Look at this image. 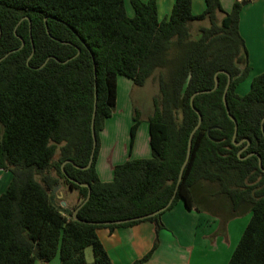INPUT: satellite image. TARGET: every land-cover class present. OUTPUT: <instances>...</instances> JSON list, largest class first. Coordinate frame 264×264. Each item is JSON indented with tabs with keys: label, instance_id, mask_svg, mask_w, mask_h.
Returning a JSON list of instances; mask_svg holds the SVG:
<instances>
[{
	"label": "trees",
	"instance_id": "obj_1",
	"mask_svg": "<svg viewBox=\"0 0 264 264\" xmlns=\"http://www.w3.org/2000/svg\"><path fill=\"white\" fill-rule=\"evenodd\" d=\"M130 5L131 17L124 0H0V171L11 175L0 193V264L55 257L59 264H112L97 230L143 221L154 223L155 239L134 264L147 262L163 212L106 223L150 215L174 193L165 211L181 201L216 215L222 229L230 217L250 213L227 264H264V72L247 93L236 92L250 71L241 2L225 12L220 0H204L203 12L193 15L191 0H175L161 21L155 0ZM203 20L208 27L193 38L190 24ZM118 77L138 87L149 79L157 84L147 118L151 156L114 166L104 183L95 170L99 133L115 110ZM228 77L234 140L223 103ZM95 94L96 147L86 168ZM138 126L134 112L130 148ZM61 188L77 202L62 207Z\"/></svg>",
	"mask_w": 264,
	"mask_h": 264
},
{
	"label": "crops",
	"instance_id": "obj_2",
	"mask_svg": "<svg viewBox=\"0 0 264 264\" xmlns=\"http://www.w3.org/2000/svg\"><path fill=\"white\" fill-rule=\"evenodd\" d=\"M155 1L157 18L167 19L175 0ZM236 1L245 2L240 11L239 32L241 37H244L248 54H255L260 44L257 33L263 29L264 0H220V3L223 10L228 12ZM195 3L198 9L204 10V0H191V13ZM124 5L130 6L127 14L131 17L133 11L130 0H124ZM250 55L248 59L251 63ZM120 81L117 79L116 109L112 116L105 120L104 127L99 133L95 170L100 181L104 183L112 180L114 166L129 159H147L151 156L149 144L146 145L148 134L142 136L145 125L138 126L130 148L129 130L132 125V111L128 104L118 105ZM121 83L130 86L128 82L121 81ZM242 84L236 89L238 94ZM59 193L65 206L77 202L71 192L61 188ZM199 208L203 209L201 206ZM247 218L246 216V223H238V218H233L222 229L220 220L210 212L206 210L198 212L193 208H186L181 201H178L160 216L163 228L158 231L157 249L147 262L141 264H227L248 222ZM155 230L154 223L143 221L131 227L115 228L113 231L101 228L96 234L112 264H134L151 249ZM54 264H59V259Z\"/></svg>",
	"mask_w": 264,
	"mask_h": 264
},
{
	"label": "rangeland",
	"instance_id": "obj_3",
	"mask_svg": "<svg viewBox=\"0 0 264 264\" xmlns=\"http://www.w3.org/2000/svg\"><path fill=\"white\" fill-rule=\"evenodd\" d=\"M243 2L244 1L241 2V5H242ZM228 6H230V5H228ZM125 7H126V11L128 13L130 6L129 5H125ZM202 11H203V9L202 8L198 9V5H197V3H195L194 7H193V13L192 14L193 15H199V14L202 13ZM163 19H159V21H161ZM248 20H250V18ZM262 25H263V29L259 30L258 33H257V39L259 40L260 44L258 45V49L256 50V53L255 54L251 53V55L248 54V50H247V47H246V44H245L248 57H249V55L251 56V63L249 61L248 65H249L250 71H249V74H248L247 78H245L243 80V82H242L243 84L241 83L242 84L241 89L238 90L239 94H241V93L243 94L244 91H245V93H247L249 91V86H250L251 79L253 77H255V76H257V75H259V74L264 72V23H262ZM200 27H208V22L206 20H203V21H200V22H194V23L190 24L191 35H192L193 38H197V30ZM243 38L244 37H242V39ZM249 59H250V57H249ZM117 79L130 83L129 84L130 86H128L126 84H122L121 81L119 82V84H118V88H119L118 105L119 106H121V105L124 106V105L128 104L129 107L131 106L132 116L134 115V112H137V118L139 120V125L140 126L141 125H145L144 126L145 127V132H143L142 136L144 134L147 135L148 134L147 133V118L152 114V111H153L152 99H153V97L158 95L157 84H154L155 81L153 79H149L148 81H146V83L142 87H138V86H134L132 84V82L130 80L126 79V78L118 77ZM115 109H116V107H115ZM138 136H139V133H138ZM146 145H148V142H147ZM140 147H144V146H140ZM10 178H11V175H10L9 172L0 171V193L5 191V189L8 186V183L10 181ZM63 189H65V188H63ZM56 192H57V190H56ZM75 195H76V193H72V197H75V199H76ZM72 205L73 204H71V206ZM64 206L65 205H63L62 207H64ZM214 216H216V215H214ZM246 216L248 217L247 219H248V222H249L250 216H251L250 213H246L245 215H241V216H238V217H230V218H232V219L233 218H238V223H246V220H245ZM228 222L229 221H227L225 223V225ZM246 225H245V227H246ZM245 227H244V229H245ZM57 259H58V257H55L50 262L52 264H54V262L56 263ZM84 259H85V261L87 263H91L92 262L93 257H92V252H91L90 248H86L84 250Z\"/></svg>",
	"mask_w": 264,
	"mask_h": 264
},
{
	"label": "water",
	"instance_id": "obj_4",
	"mask_svg": "<svg viewBox=\"0 0 264 264\" xmlns=\"http://www.w3.org/2000/svg\"><path fill=\"white\" fill-rule=\"evenodd\" d=\"M244 4H245V2L242 3V5H244ZM21 45H23V43ZM18 49H15V50H12V51L8 52L3 58H6L9 54L17 51ZM32 53H33V51H32ZM45 63H46V61L43 63V65ZM229 83H230V78L228 77L227 84H226V87H225L224 93H223V103H224V106L226 108V112H227L229 118L234 122V125H235V131H234V135H233V140H234V138L236 136L237 125H236V122H235L234 118L230 116L229 111H228V108H227V104H226V101H225V96H226V92H227L228 87H229ZM216 87H217V80L215 78V85H214V87H213L212 90H214ZM95 112H96V94H95V97H94V108H93L92 119H91V132H92V138H93V149H92V156H91L90 161H89L88 165L86 166V168H88L90 166L91 162H92V157H93V154H94V151H95V147H96V138H95V132H94V117H95ZM200 123H201V117L199 116L198 124L196 125V127L194 128V130L191 132V135H190V138H189L187 158H186V160L184 161V163H183V165L181 167V170H180V173H179V177H178V180H177V186H178V184L180 183V181L182 179L183 169L185 167V164H186L187 159H188V156H189L190 144H191V141H190L191 140V137H192L195 129L199 127ZM261 129H262V126H261ZM233 143H235V142H233ZM56 190H57V188H54L53 189L54 192H56ZM174 196H175V193L173 194L172 198L170 199V201L168 202V204L165 207H163L159 211H156V212H154V213H152L150 215H146V216H142V217H138V218H133V219H127V220H120V221H115V222H109V223H106V224H120V223H125V222H129V221H134V220H143V219L149 218L151 216H154V215H156V214H158L160 212H164L171 205V203H172V201L174 199ZM89 197H90V189L88 190V195H87L86 200H88ZM58 198H60V195L58 196ZM84 202L82 204H84ZM60 204L63 206L64 205V202H61ZM78 209H79V207L77 209H75L74 212H73V216H74V219L75 220H78L76 218V213H77ZM36 252L37 251L35 249L34 250V255H36Z\"/></svg>",
	"mask_w": 264,
	"mask_h": 264
}]
</instances>
